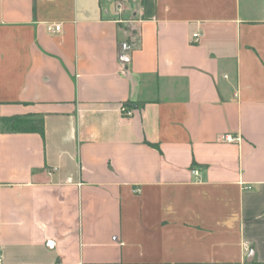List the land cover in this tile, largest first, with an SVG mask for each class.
Masks as SVG:
<instances>
[{"label": "crops", "instance_id": "crops-1", "mask_svg": "<svg viewBox=\"0 0 264 264\" xmlns=\"http://www.w3.org/2000/svg\"><path fill=\"white\" fill-rule=\"evenodd\" d=\"M0 259L264 264V0H0Z\"/></svg>", "mask_w": 264, "mask_h": 264}, {"label": "built area", "instance_id": "built-area-1", "mask_svg": "<svg viewBox=\"0 0 264 264\" xmlns=\"http://www.w3.org/2000/svg\"><path fill=\"white\" fill-rule=\"evenodd\" d=\"M59 29H60V27H56V30H59ZM194 37L197 38L198 35L196 34ZM123 113H124L125 116H127V117H130V116L132 115V112L129 111L128 109H126V108L123 109ZM0 264H2V263H1V259H0Z\"/></svg>", "mask_w": 264, "mask_h": 264}, {"label": "water", "instance_id": "water-1", "mask_svg": "<svg viewBox=\"0 0 264 264\" xmlns=\"http://www.w3.org/2000/svg\"><path fill=\"white\" fill-rule=\"evenodd\" d=\"M252 257V256H251ZM249 261H251V258H250V260Z\"/></svg>", "mask_w": 264, "mask_h": 264}]
</instances>
